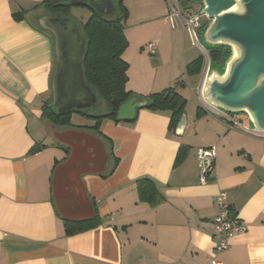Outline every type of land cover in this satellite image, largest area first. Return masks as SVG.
<instances>
[{"label":"crops","instance_id":"1","mask_svg":"<svg viewBox=\"0 0 264 264\" xmlns=\"http://www.w3.org/2000/svg\"><path fill=\"white\" fill-rule=\"evenodd\" d=\"M43 1L0 0V264H209L222 190L248 229L217 258L264 264V133L230 127L203 100L191 112L187 100L174 129L172 111L147 108L132 120L105 119L100 132L77 113L72 125H55L42 115L56 59L54 36L38 21ZM167 13L161 7L149 38L155 57L145 42L133 49L138 36L125 31L127 89L138 95L186 87L192 60ZM212 145L217 163L203 184L197 150ZM141 178L163 198L156 206L139 198ZM95 213L99 226L66 234L64 220Z\"/></svg>","mask_w":264,"mask_h":264},{"label":"water","instance_id":"2","mask_svg":"<svg viewBox=\"0 0 264 264\" xmlns=\"http://www.w3.org/2000/svg\"><path fill=\"white\" fill-rule=\"evenodd\" d=\"M86 3L104 16L117 13V0H53ZM200 13L209 20L202 33V47H223L221 62L207 67L202 84L203 101L228 114H246L250 128L264 133V0H200ZM40 26L55 39L53 99L57 115L75 109L102 108L84 76L86 40L78 23L68 16H38ZM146 100L131 97L118 110L119 120H132ZM185 117L180 121L183 125Z\"/></svg>","mask_w":264,"mask_h":264},{"label":"trees","instance_id":"3","mask_svg":"<svg viewBox=\"0 0 264 264\" xmlns=\"http://www.w3.org/2000/svg\"><path fill=\"white\" fill-rule=\"evenodd\" d=\"M200 0H178L179 4L191 12L199 11L195 4ZM82 5L91 10L89 18L80 26V31L86 40L85 57L83 60L84 76L87 84L96 93L99 100L103 101L102 108H91L83 110H72L63 114H55L49 107L52 100H49L42 107V115L55 125H72V115L80 114L89 120L94 121L91 126L100 132V126L105 119H118L120 106L131 97L145 99L146 105L142 108L150 110H170L172 117L171 128H176L185 114L187 104L186 97L178 90L183 86V81H179L176 86L168 87L160 92H155L147 96H141L127 89L129 80V63L123 58L125 50L129 46V41L125 35L124 23L129 17V9L123 0H117V13L112 16H104L86 3H65L45 0L36 7H41L43 14L52 16H68L72 7ZM15 18L21 20L23 12L16 13ZM226 51L223 47L210 48L208 54L212 64L222 61ZM204 58L199 55L186 65L188 76H199L204 66ZM141 109V108H140ZM139 109V110H140ZM138 110V111H139ZM200 114V107H199ZM41 145H37L34 150H40ZM181 155L177 156V162ZM139 198L156 206L163 200L158 193L154 182L149 178H141L137 181ZM102 218L98 213L93 217L82 220H64L65 232L67 235L77 234L99 226Z\"/></svg>","mask_w":264,"mask_h":264},{"label":"built area","instance_id":"4","mask_svg":"<svg viewBox=\"0 0 264 264\" xmlns=\"http://www.w3.org/2000/svg\"><path fill=\"white\" fill-rule=\"evenodd\" d=\"M167 18L173 28H181L184 31L193 46L202 47L201 41L203 29L209 20L205 14H201L200 10L197 12L186 10L179 4L178 0H174L169 6ZM147 47L151 55L157 54V46L155 42L149 43ZM220 113L230 127L237 126L244 131L255 133L251 130L249 122H245L244 119L237 118L233 114ZM197 159L200 181L205 184L208 182L209 177L216 167V146L212 145L199 148L197 150ZM215 203L219 209L218 215L215 218L216 232L219 239L215 243V255L209 264H223L217 258V255L228 249L231 239L237 234L246 232L248 226L242 220L240 215L232 209L227 191H220L215 197Z\"/></svg>","mask_w":264,"mask_h":264},{"label":"rangeland","instance_id":"5","mask_svg":"<svg viewBox=\"0 0 264 264\" xmlns=\"http://www.w3.org/2000/svg\"><path fill=\"white\" fill-rule=\"evenodd\" d=\"M123 3L129 9V17L124 23V30L126 33L135 32L138 36L135 38L133 42V49H136L142 42H145V45H148L150 40V36L156 28L158 21H162L159 16V12L161 7H167L169 12L168 4L166 5V0H123ZM195 7L200 10L199 1L195 4ZM91 10L88 7L82 5H76L72 7L71 13L69 15L70 18L74 19L78 25H82L90 16ZM168 15V13H167ZM167 15L165 17L166 22L169 23ZM170 24V23H169ZM168 24V25H169ZM182 33V39L187 48V57L189 60H193L197 58L199 55H202L205 62L202 69L201 74L199 76H188L186 73V67L184 72V80H185V89L182 91L183 95L187 98L189 102L188 112L194 111L198 102H202L201 89L203 80L205 77V73L208 65L211 63L210 56L208 51L200 46H193L184 31L181 28H177ZM130 42V41H129ZM202 44V41H201ZM147 51L148 47L146 48ZM155 57L154 55H151ZM218 112V111H217ZM237 118H242L246 122L250 121L246 114H235Z\"/></svg>","mask_w":264,"mask_h":264}]
</instances>
